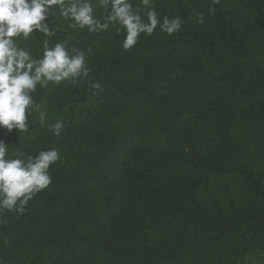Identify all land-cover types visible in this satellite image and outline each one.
<instances>
[{
  "label": "trees",
  "instance_id": "obj_1",
  "mask_svg": "<svg viewBox=\"0 0 264 264\" xmlns=\"http://www.w3.org/2000/svg\"><path fill=\"white\" fill-rule=\"evenodd\" d=\"M244 1L245 8L249 5L248 1H252L256 8L264 10V0ZM155 6L162 16L183 17L185 22L182 30L169 36L158 28L151 36L141 35L137 45L130 51L121 49L122 36L116 32L115 27L99 34H89L86 31L75 32L66 27V22L57 23L53 20L52 23L62 25L63 31L58 32L57 36H62L69 46L93 47V55L88 61L91 69L90 80L99 81L102 88L91 89L87 80H78L75 84L50 83L47 88L38 89L37 108L29 117L31 121L29 132L21 133L19 137L15 133L5 135L0 132V138L15 142L9 145L10 148L20 147L27 154L35 155L40 149H57L60 159L50 167V175L59 177L61 172L70 170L75 176H84L85 179L76 180L74 183L84 184L83 188L91 184L89 190L93 192L91 196L95 197L96 201H101V196L108 193L109 199L102 204V210L107 207L104 215L107 217V226L115 214H118V221L119 218H124L127 223H130L122 224L125 229L120 232V237L122 234L130 233L128 227L134 226V223L139 221L137 201L151 192L149 194L151 202L158 203L157 195L161 194L163 187L166 186L163 179L155 183L146 182L147 172L144 169H142V177L139 176L138 168L143 160L155 164L156 162L151 160L157 161L161 157L169 165L184 161L186 173L192 178L191 181L198 185L213 182L224 185L226 172L235 171L233 166L231 168L228 164L226 165V140L229 139L232 142L235 138V134L228 127L229 122L232 121L228 119L225 106L218 100L220 90L209 75L207 78L210 81L206 83V88L210 91L207 89L204 91L202 85L188 86H194L192 89L196 95L194 100L198 113L194 127L200 128L201 125H205L207 130L205 146H198L203 151L199 153L197 149H194L186 154L183 148L178 151L179 148L176 149L175 146L169 147L170 152L151 149V146L165 134L161 124L164 121L163 113L171 101L176 102L171 93L180 91L181 87H185L189 82V79H182L185 72L193 73L196 67H202L205 58H208L209 67L214 68L215 63L219 61L216 56L220 53L223 57L222 62L216 67L226 68L236 77L237 71L232 68L231 62L248 59L250 53L247 48L251 45L240 40L242 29L239 25L229 24L227 14L224 15L222 11V0L220 4L214 6L215 12L212 14L209 13L212 0H155ZM201 13L203 14L202 24L197 22L198 14ZM41 39H43L42 36H37L34 40L22 41L21 46L31 45L35 52H39ZM53 42H56L55 39ZM221 49H223L222 52L219 51ZM165 62H169L167 68ZM254 69L258 68L254 67ZM177 70H183V72L180 71L179 75ZM139 73L146 81L136 84L134 78H137ZM259 79L260 77H257V81ZM243 82L241 91H249L252 86L250 83L248 86L245 81ZM176 105L180 108L181 102H177ZM207 107L209 108V111L206 110L207 117H202V123H199L200 109H207ZM161 108L164 109L163 113ZM40 113L46 114L43 123L39 121ZM58 120L64 124V130L59 137H56L50 132L48 125ZM191 126L193 123L180 129L179 136L183 137L182 141L188 140L193 130ZM167 141L176 140L164 138V142ZM118 170L119 172L121 170V173L116 175ZM175 171L176 169L170 170L171 173ZM179 175V172H175V181ZM119 176H123L121 181L118 180ZM260 181L262 182L260 179L258 183ZM114 183L119 184L120 189L123 188L129 192L127 204L123 203L126 206L120 215L118 203L122 200L120 196H116L119 189L113 187ZM108 188L111 191H106ZM262 189L260 185L254 192H262ZM176 202L174 200L172 203ZM110 204L111 207H108ZM50 207L53 208V206ZM55 207H58V204ZM158 215L161 216L163 213ZM12 216L13 213H5L0 216V219H13ZM185 218L181 220L178 216L175 217L174 221L181 231L171 233L174 235L173 239L165 237L160 242L153 238L154 241L149 245L137 243L138 248L130 252H123L118 246L115 252L123 256V260L115 261L113 264H127V260L133 259L140 264H191L193 251L191 244L195 236L193 230L195 231L199 224L201 229L206 227L205 235L214 245L226 239L232 242L231 253L220 264H234L240 258L238 251L251 250L250 244L243 240L251 230H254L258 237L260 236L259 247L264 257V214L251 217L245 215L239 221L226 225L228 227L224 228L222 224L215 229L208 223L202 225L200 221L197 222L191 213L185 214ZM172 220L173 218H168L155 222ZM103 223L104 217H102ZM79 236L77 234L74 236L75 239L60 240L47 249L45 247L49 245L48 243H39L41 245L35 249L36 253L43 250L37 260L32 259L30 250L19 251L20 254L17 256L8 254L10 250L8 244L0 239V264H53L51 257L54 255L66 258L69 264L74 261L76 254L92 252H95L97 257L102 251L100 243L83 242ZM109 240L110 238L106 239V241ZM4 248L6 254L2 253Z\"/></svg>",
  "mask_w": 264,
  "mask_h": 264
},
{
  "label": "rangeland",
  "instance_id": "obj_2",
  "mask_svg": "<svg viewBox=\"0 0 264 264\" xmlns=\"http://www.w3.org/2000/svg\"><path fill=\"white\" fill-rule=\"evenodd\" d=\"M244 2V0H222V11L224 15L227 14L230 25L234 23L241 27L240 40L251 45L247 48L250 57L231 62L232 68L237 71L236 77L226 68L216 67L222 62L223 57L220 53L216 56L219 61L215 63L214 68L209 67L208 58H205L202 67H196L193 73L186 71L182 79H189V82L185 87H181L180 91L171 93L176 102L171 101L165 113L161 108L164 120L161 124L165 134L155 145L151 146V149L156 148L167 152H170L169 147L175 146L176 149L179 148L178 151L183 148L186 154L194 149H197L199 153L203 151L198 146H205L207 130L205 125H201L200 128L194 127L198 113L194 100L196 95L192 89L194 86H188L190 84L202 85L204 91L206 89L210 91L206 88V83L210 81L207 78L209 75L220 90L218 100L225 106L228 119L232 121L229 122L228 127L235 134L232 142L229 139L226 140V165L235 168L232 173L231 171L226 172V184L219 185L220 182H213L198 185L192 182V178L186 173L184 161L169 165L161 157L157 161L151 160L155 161V164L143 160L138 168L139 176L142 177V169H144L147 172L146 182L155 183L163 179L166 186L163 187V192L157 195L158 203L151 202L149 197L151 192L137 201L139 221L134 223V226L128 227L130 233L122 234L120 237V232L125 229L122 224L130 223H127L124 218H119L118 221V214H115L107 226V217L104 216L107 207L102 210V204L109 199L108 193L101 196V201H96L97 199L91 196L93 192L89 190L91 184L83 188L84 184L74 183L76 180L85 179L84 176H75L70 170L61 172L59 177L51 175L52 183L28 202L23 215L17 216L13 213V219H0V239L8 244L10 249L8 254L17 256L20 254L19 251L30 250L32 259L37 260L43 250L36 253L35 249L41 245L39 243H48L49 245L45 247L47 249L60 240L75 239L74 236L79 234L83 242L100 243L102 251L97 257L95 252L76 254L74 261L69 264H113L115 261L123 260V256L115 252L118 246L123 252H130L138 248L137 243L149 245L154 241L153 238L160 242L165 237L173 239L174 235L171 233L181 231L174 221L176 216L184 220L185 214L191 213L197 222L200 221L202 225L208 223L215 229L222 224L224 228L228 227L226 225L239 221L245 215L251 217L264 214V184H262L264 183V10L256 8L252 1H248L249 5L245 8ZM56 16L57 13L54 12L53 20L57 23L62 22L56 19ZM74 46L83 48V45ZM91 48L93 49L92 46ZM219 51L222 52L223 49ZM164 64L167 68L169 62ZM180 71L183 72V70H177V74L180 75ZM257 77H260L258 81ZM145 81L140 73L137 78H134L136 84ZM243 81L248 86L249 83L252 86L249 91H241ZM177 102H181L180 108L176 105ZM208 109V107L200 109L199 123H202V117H207L206 110ZM190 123H193L191 126L193 130L188 140L184 142L183 137L179 136L180 129L188 127ZM164 138H174L176 141L165 143ZM171 169H176L175 172L180 173L176 181L175 172L171 173ZM119 173L121 170L116 171L115 174ZM122 177L119 176L118 180L121 181ZM260 179L262 182L258 183ZM255 183L258 184L255 185ZM260 185L261 189L263 187L262 192H254L255 188ZM113 187L119 189L116 196H120L122 200L118 203L120 215L127 204L126 199H128L129 192L126 189H120L119 184L114 183ZM106 191H111V189L108 188ZM174 200L177 202L172 203ZM138 203L141 205L139 206ZM57 204L58 207H55ZM108 207H111V204ZM161 213L163 215L159 216L158 214ZM102 217H104L103 224ZM168 218H173V220L155 222ZM35 220L38 222H34ZM205 231L206 227L201 229L200 224L195 231L193 230L195 236L191 244L193 247L191 264H220L231 253L232 242L226 239L214 245L212 240L206 237ZM109 238L110 240L106 241ZM243 240L250 244L251 250L238 251L240 258L234 264H262L264 257L259 247L260 236L258 237L257 233L251 230ZM5 250L4 248L3 254L7 253ZM51 261L53 264H67L66 258L56 257V255L51 257ZM126 263L140 264L135 259L127 260Z\"/></svg>",
  "mask_w": 264,
  "mask_h": 264
},
{
  "label": "clouds",
  "instance_id": "obj_3",
  "mask_svg": "<svg viewBox=\"0 0 264 264\" xmlns=\"http://www.w3.org/2000/svg\"><path fill=\"white\" fill-rule=\"evenodd\" d=\"M220 2L212 0L210 14ZM54 12L56 19L75 32L99 34L115 27L124 51L133 49L141 35L151 36L158 28L169 36L177 34L185 22L179 15L162 16L155 0H0V132L5 135L19 137L29 132L38 89L50 83L87 80L91 89L102 88L99 81L90 80L92 48L69 46L57 36L63 27L52 23ZM197 22L203 23L202 13ZM37 36L43 37L39 52L31 45L21 46L22 41ZM45 118L40 113L41 123ZM48 128L59 137L64 124L58 120ZM14 143L0 138V216L23 215L28 202L52 183L49 169L60 159L55 148L31 155L20 147L10 148Z\"/></svg>",
  "mask_w": 264,
  "mask_h": 264
}]
</instances>
